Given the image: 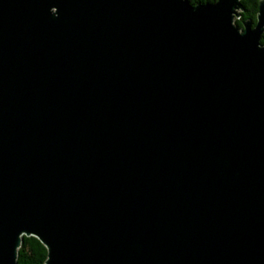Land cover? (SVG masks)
I'll use <instances>...</instances> for the list:
<instances>
[{"label":"water","instance_id":"water-1","mask_svg":"<svg viewBox=\"0 0 264 264\" xmlns=\"http://www.w3.org/2000/svg\"><path fill=\"white\" fill-rule=\"evenodd\" d=\"M0 0V264H264V0Z\"/></svg>","mask_w":264,"mask_h":264},{"label":"trees","instance_id":"trees-1","mask_svg":"<svg viewBox=\"0 0 264 264\" xmlns=\"http://www.w3.org/2000/svg\"><path fill=\"white\" fill-rule=\"evenodd\" d=\"M192 5L216 3L218 0H188ZM261 0H241L244 6V12L239 20L235 23L239 28L247 20L257 22L259 3ZM262 44H264V35ZM47 260V249L35 237L23 236L21 246L18 250V264H45Z\"/></svg>","mask_w":264,"mask_h":264}]
</instances>
